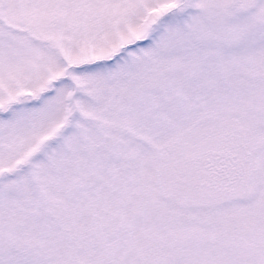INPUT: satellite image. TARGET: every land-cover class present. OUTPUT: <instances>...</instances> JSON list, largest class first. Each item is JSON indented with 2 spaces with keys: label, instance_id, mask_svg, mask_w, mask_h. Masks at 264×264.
Wrapping results in <instances>:
<instances>
[{
  "label": "snow or ice",
  "instance_id": "1",
  "mask_svg": "<svg viewBox=\"0 0 264 264\" xmlns=\"http://www.w3.org/2000/svg\"><path fill=\"white\" fill-rule=\"evenodd\" d=\"M0 264H264V0H0Z\"/></svg>",
  "mask_w": 264,
  "mask_h": 264
}]
</instances>
